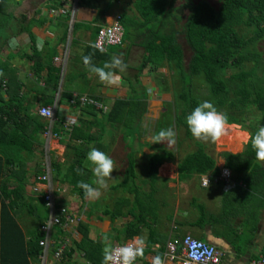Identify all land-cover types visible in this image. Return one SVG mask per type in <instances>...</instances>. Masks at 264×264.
I'll use <instances>...</instances> for the list:
<instances>
[{
  "label": "trees",
  "instance_id": "obj_1",
  "mask_svg": "<svg viewBox=\"0 0 264 264\" xmlns=\"http://www.w3.org/2000/svg\"><path fill=\"white\" fill-rule=\"evenodd\" d=\"M52 11L53 14L56 12L53 9ZM133 11L135 15H119L123 35L121 43L114 46L118 48L116 51L109 49L100 52L90 47L102 26L98 16L94 19L93 27L89 24L82 26L92 31L93 40L85 47L83 56L92 55L93 64L101 67L104 62L111 60L114 52L119 55L126 50L128 44L126 47L122 44L131 38L133 32H137L130 48L140 47L143 53L134 80L127 79L131 88L129 94L115 98L104 112L101 104L96 107L98 97L88 98L81 103V95H77L74 106L78 112V124H67L68 115L55 116L54 112L55 118L51 126L52 134H63L59 142L65 145L66 150L62 162H51L53 178L67 185L70 188L68 192L82 201L87 197L77 187V182L83 180L92 183L93 179L92 172L85 167L86 153L90 147L107 152L109 146L102 137L106 133L104 125L108 129L113 127L116 132L121 131V140L127 151L126 160L123 161L126 164V175L124 180L113 185L111 189L119 190L122 194L115 197L110 209H101L111 222L118 217H130L121 228L112 227L108 232L109 238H116L119 243L140 234L143 227H150L153 220L148 217H156V200L158 195L161 198L165 196L163 188L167 182V179L157 176V169L162 163L172 162L175 158L174 151L165 148L161 143L140 142L141 133L135 126H138L147 110L148 98L146 86L141 84L138 88L136 85L140 83L141 77L156 71L164 61L175 65L182 84L177 98L183 106L175 117V125H183L188 138L192 135L185 118L201 103L192 93L196 77L203 78L211 95L216 98L218 107L224 108L223 113L228 117V124H240L243 129L253 134L259 126H264V82L256 76V66L260 65L262 58L261 53L255 49V44L264 39V0H216V4L208 0H134ZM182 19V26L177 28V23ZM2 20L3 17L0 21ZM180 36H183L191 54L187 66L184 65V47L179 41ZM38 53L34 52L36 56H39ZM30 59L34 60L35 56H30ZM249 63L250 67H246ZM227 70H234L228 80L224 78ZM58 71V68H51L54 74ZM3 76L5 75L0 71V264H31L30 261L38 258L42 252L40 242L45 239L46 231L41 227L49 215L44 194L40 193L36 198L30 196L26 194L25 186L28 183L33 185L35 181L44 182L40 178L45 173L43 168L37 164L29 169L28 163L34 161L36 131L45 133L49 121L39 113L25 110L22 84L18 80L5 79ZM231 90L233 97L228 99ZM62 97L71 99L73 95L67 92ZM49 101L42 105L50 103ZM255 110L261 115L256 117V124H252L249 114ZM167 113H164L166 117L169 115ZM33 128L36 129L33 131ZM135 142L152 150L149 154H143L144 179L136 171V154L140 149L133 146ZM196 143L197 148L184 155L177 164L181 180L194 173L203 174L212 170L217 173L214 157L206 151L202 143ZM221 156L225 159L226 167L235 169L239 165L237 170L248 167L249 162L253 164L258 161L250 143L241 154L223 152ZM78 168L83 175L77 173ZM258 168L264 177V170L258 165H253L252 173ZM66 202L61 201L62 204ZM93 209L90 208L86 213L91 215ZM23 211L34 215L38 222L37 228L26 233L17 219ZM57 216L60 223L55 224L51 232L52 238L56 240L54 250L58 245L57 240L66 234L62 229L64 214L60 211ZM78 224V231L82 236L80 242L76 243L77 250L83 253L85 262L101 264L102 242L88 236L87 225L80 221ZM69 249L63 252L62 261L69 257L68 263L73 264L74 261L70 260L72 250L68 252Z\"/></svg>",
  "mask_w": 264,
  "mask_h": 264
},
{
  "label": "crops",
  "instance_id": "obj_2",
  "mask_svg": "<svg viewBox=\"0 0 264 264\" xmlns=\"http://www.w3.org/2000/svg\"><path fill=\"white\" fill-rule=\"evenodd\" d=\"M133 1L0 0V20L3 17V20L0 21L3 22L0 25V71L5 75L3 76L5 79L18 80L22 84L21 91L25 96V110L38 113L41 107L51 106L55 109V116L68 115L67 117L72 120L66 122L67 124H78L76 122L78 112L75 111L74 106L77 95H81L79 98L83 97L82 103L88 98L98 97L99 100L95 104L96 107L101 104L103 112L108 110L115 98L123 97L118 94L120 87L117 83L120 82L121 85V80H124L125 83L123 84H127V77L124 79V77L119 76V73H115L119 77L117 83L106 84L87 69V72H80L77 75L87 77L88 84L83 86L79 81L78 83L74 82L77 77L74 79L72 76V67L75 63L74 58L85 66L82 61L84 50L93 41L92 31L82 27L83 24H89L93 27L96 16L99 17V24L105 25L109 24V20L105 19L106 17L111 18L122 13L135 15ZM112 2L119 5V8H113V13L110 9ZM55 5H60V7H55ZM52 9L56 11L54 14L50 12ZM74 25L77 26L74 27ZM13 40H15L14 44L11 43ZM41 43L42 46L38 47V44ZM122 46L126 47V43L124 42ZM111 47L114 46H109L105 50L107 51ZM76 50L79 53H76ZM34 52H39V56H36ZM32 55L35 56L34 60L30 59ZM114 56L120 57L126 65V57H122L116 52H114ZM52 67L58 68L57 74L51 72ZM90 77L93 80L97 79V84H94ZM67 92L73 95L71 99L62 97ZM50 99L51 101H49ZM48 101L50 103L42 105ZM55 116L48 118V130L45 133L36 131L37 142L34 144L35 161L36 155L43 152L38 151L39 147L44 151H49L51 161L49 163L44 162L43 167L44 175L47 178L43 180L44 182L35 181L33 185L28 183L25 186V192L30 196L36 198V196L39 197L40 193L41 195L44 194L45 206L48 207L49 215H47V222L52 215L57 216L60 213L59 210L66 208V204H62L61 201L66 202L68 200V190L70 189L67 185L55 180L52 174L51 162H62L65 155L62 160H56L58 159L56 157H61L63 153H66L65 145L59 142L63 134L55 136L51 132ZM45 119L47 120V118ZM35 129L33 128V131ZM239 132L246 134L245 131ZM238 137L239 133L234 140V148L224 152L236 155L245 150L246 144L243 143L245 135L242 136L241 134V139ZM142 143L144 142L142 141ZM137 149L139 150V146ZM50 150L54 152H50ZM243 157L247 158L248 156ZM29 164L33 163H28V166ZM37 164L39 162H35V165ZM215 165L217 173L213 170L203 174L194 173L183 180L179 179L177 171L175 181H168V178L160 170H157V176L161 179H167V182L163 188L165 196L161 198L158 195L156 200V217L154 218L152 215L148 217L153 222L149 228L143 227L140 234L115 244L132 243L136 239H142L144 255L137 257L138 264H152V260L156 256L160 257L162 264H178L177 262H163V254L168 241L174 238H182L185 235H190L215 246L221 252V264H248L250 261L263 256L264 177L259 168L254 170V173L252 172L253 165H258L264 170V162L254 161L253 164L249 162L247 165L249 168L237 170L239 165L235 169L228 168L225 166V159L221 156L215 159ZM222 169H227L229 172V184L221 176ZM143 175L140 178L144 179L145 172ZM206 175L209 179L208 189L202 182ZM246 181L249 185L246 184ZM158 184H161V181ZM57 185L59 187L55 188ZM93 186L95 187V185ZM47 196L53 208L48 205ZM79 199L82 213L77 215L78 221L75 219L73 222L65 223L64 227L66 226L68 230H64L66 234L57 240L60 250L53 249L56 240L52 238L51 232L50 234L48 232L45 234V239L42 240L44 244H42L41 254L38 258L31 260V264H69V257L65 259L67 262L62 261L63 252L68 248H70L68 252L72 250L70 260L74 261L73 264H89L83 260V253L79 252L76 246L82 236L78 231L79 221L87 227L91 225L93 231H96L94 226L98 227V223H101V228L99 226V231H96L99 234V232H109L105 230L107 225H112V228L119 222V226L115 228H121L130 220V217H118L111 222L104 218L106 215L101 218L95 216L94 219V217L92 218L93 211L91 215L86 213L92 208L91 204L94 203V199H89V207L83 210L82 205L87 203V198L85 201ZM98 200L97 209L102 207V199ZM112 202L107 200V203L104 202L103 208L109 207ZM75 211L77 212V210ZM17 219L25 233L38 226L35 216L28 211L21 212ZM70 224H75V226L72 227L73 225ZM69 227L73 228L78 238L70 235ZM94 234L92 235L101 242L102 239L99 238V235ZM88 236L91 237L90 233Z\"/></svg>",
  "mask_w": 264,
  "mask_h": 264
},
{
  "label": "rangeland",
  "instance_id": "obj_3",
  "mask_svg": "<svg viewBox=\"0 0 264 264\" xmlns=\"http://www.w3.org/2000/svg\"><path fill=\"white\" fill-rule=\"evenodd\" d=\"M193 2H196L197 0H191ZM210 3L212 4H216V0H208ZM178 4V2H177ZM119 8V5H115L111 4V13H113V8ZM185 10V9H184ZM184 14H187L186 11H184ZM113 18V20L111 21V19ZM115 16L109 18L106 17V20H109L108 23L111 24L114 21ZM111 21V22H110ZM183 23V19L180 20V22L177 23V28H180L182 26ZM133 30V27H132ZM134 33V32H133ZM131 34V38L126 39L125 43L128 44L127 45V49L123 50L122 52H120L119 54H121L123 57L126 56L125 61H126V68L125 70L121 71L118 68L115 69H111V71L115 73H119V76H123L127 77V79L130 80H134L133 79V75L137 72L136 68L137 66L141 63V56H142V48L140 47H135L132 46L130 48V44L132 45L133 42L135 41V35ZM179 41L182 43V46L184 47V65L187 66V62L189 60L190 57V50L188 49V47L186 46V43L183 39V36L179 37ZM138 42V41H136ZM77 49V48H76ZM111 50L116 51L118 48L117 47H111ZM255 49H257V51H259L261 53V63L260 65L256 66V76L260 78L261 81L264 82V39L261 41H258L255 44ZM76 53H79L78 50H76ZM112 56H114V53L112 54ZM78 59V58H77ZM124 59V58H123ZM74 60V65L72 67V76L74 77V82L75 83H79L82 84L83 86L88 84V81H86V76L82 77V76H77L78 73L80 72H87V68L85 66H83L79 61H77L75 58ZM250 63L246 66V67H250ZM108 70V69H107ZM106 70V71H107ZM255 70V71H256ZM234 70H227V73L224 74V78L228 80V76L233 73ZM91 78V77H90ZM92 79V78H91ZM121 79V78H120ZM93 80V79H92ZM97 80V79H96ZM96 80L94 81V84H97ZM140 83L136 84L138 86V88L140 87L141 84H143V86L145 85V89H147V110L145 112V114L142 116L141 118V122L138 124V126L136 125L135 127H138L139 132L141 133V138H140V142H147L149 144H152V136L155 135L156 133H158L161 129H166L168 127H172L173 130L175 131V143L171 146H169L167 143H161L164 145L165 148L174 151L175 154V158L174 161L172 162H164L162 163V165L159 166V168L157 170H160V172L166 176L169 180H176L177 177V164L180 161V159L182 157H184V155H186L188 152H191L193 150H195L197 148V143L196 142H200L205 146L206 151L212 155L215 159L221 157V153H223L224 151L228 150V149H233L234 148V140L237 137V134L239 133V137L238 139H241L240 135L242 134L239 131H245L246 133H248V130L243 129L242 125L240 124H234V125H227V131L226 134L217 142L215 143H211V142H202V141H198L196 139H194L192 136L190 138L186 137L185 134V128L183 125H179L176 126L175 125V117L176 115L180 112V110L183 108L181 101L178 100L177 96L178 93L181 90V80L179 77V74L177 72V68L175 67V65L173 63H168L166 61H164L159 68L156 71L153 72H149L147 73L146 76L141 77L140 78ZM125 83V81L121 80V85L120 82L117 83V85H119V89H118V94H120V96H127L129 94L130 91V86H129V82H127V84H123ZM229 83V81H228ZM125 86H123V85ZM192 93L195 97L198 98V100L200 102L203 101H210L213 103V105L217 108L218 111L223 112L224 108L223 107H218V102L216 100L215 97H213L206 85V83L204 82L202 77H196L194 78L193 81V89H192ZM233 97L232 94V90L231 93L228 96V99ZM83 101V97H81V99ZM81 101V103H82ZM99 107V105H97ZM169 112V115H167V117L165 116V114ZM165 113V114H164ZM168 114V113H167ZM250 115V119L249 121L253 124H256V117H260V112L258 111H251ZM247 122V121H246ZM105 126V131L106 133L104 134L103 137V141H107L108 144V150L106 153H108V155L113 158L114 160V165L115 168L112 172V178L107 180V184L108 187L107 189H101V196L98 199H102V207L98 208V209H94L93 210V215L92 218L94 217V219L96 218L95 216H103L104 214L101 212V209H103V205L104 202L107 203V200L109 202H112L116 196L122 194L121 191L117 190L114 191L111 189V187L115 184H117L118 182L122 181L125 179V163H123L124 160H126V156H127V151L124 149L123 146V142L121 140V131L116 132L115 130H113V127H110V129H108L107 125ZM137 130V132H138ZM243 136V135H242ZM127 140L130 141L129 138H127ZM126 140V142H127ZM242 141V140H240ZM110 142V143H109ZM134 147H136V149L139 146V151L136 154V171L138 173V175L140 177H143L144 172H145V158L143 154H149L152 152V150H150V148L148 146H140V143L135 142V144H133ZM41 147L38 148V151H43L39 154L41 155H36V161L34 160L32 163L33 164H29L28 168L31 169V166H35V162H39V165L43 168L44 167V162L49 163L50 160V155L48 154L49 151H44L42 148L40 150ZM54 148V147H52ZM65 151V150H64ZM50 152H54L53 150H50ZM66 152V151H65ZM65 153H63V155H61V157L57 156L56 160H62L64 158ZM53 157L55 158V155H53ZM61 158V159H60ZM52 159V158H51ZM85 167L88 168V170L91 171V165L87 163V161L85 162ZM93 177V176H92ZM94 179V177H93ZM92 179V181H93ZM160 185V184H159ZM59 186L57 185L55 188H58ZM63 188V187H62ZM72 189V187H71ZM90 198L86 199L87 203H84L82 205V210L83 209H87L89 207L88 202ZM98 199H94V203L91 204L93 205V208H97L99 205V200ZM113 199V200H112ZM113 204V202H112ZM112 205L110 204L108 209H110ZM105 207V206H104ZM50 208H53V206L51 207L50 204ZM77 210V212L75 211ZM76 212V214H75ZM81 210H80V199L76 197V195H73L71 193H69L68 195V200L66 202V210L64 213V220L62 222V229L64 230H68V228L65 225L66 219L67 217L72 218L73 220H77V215L79 216L81 214ZM104 218L109 219L108 216H104ZM110 220V219H109ZM78 221V220H77ZM76 223V222H75ZM115 224V223H114ZM117 225L115 227L119 226V222L116 223ZM73 225L72 227L75 226V224H70ZM102 226L101 223H98V227ZM111 226L112 225H107L105 230L110 231L111 230ZM72 227H69V232L71 233L70 235L72 236H76V238H78L76 232L73 230ZM97 226H94V229L96 231H99V228ZM93 231L92 226L89 225L88 226V234L90 233L91 238L93 240H96V238L93 236L95 235L94 233H96L97 235H99V238L102 239L103 236L107 235L108 237H110L108 234V232H96ZM50 232H52V229H50ZM48 234V233H47ZM93 234V235H92ZM110 241L112 242V244L114 245L115 243L118 242V240L116 238H109ZM69 240V239H67ZM70 241V240H69ZM60 246L59 243L56 247V251H59Z\"/></svg>",
  "mask_w": 264,
  "mask_h": 264
},
{
  "label": "clouds",
  "instance_id": "obj_4",
  "mask_svg": "<svg viewBox=\"0 0 264 264\" xmlns=\"http://www.w3.org/2000/svg\"><path fill=\"white\" fill-rule=\"evenodd\" d=\"M51 14L53 11H50ZM117 16V15H116ZM115 16V17H116ZM15 43V40L11 41ZM38 44V47H41ZM90 47L104 52L105 49L99 43L91 44ZM83 64L89 72L98 76L99 80L106 84H115L119 77L111 69L119 68L125 70L122 59L113 56L110 61L104 62L103 66H97L92 62V55L82 57ZM106 69H108L106 71ZM42 114L52 117L50 109H43ZM186 125L192 137L198 141L215 143L219 141L227 131L228 117L225 113L220 112L210 101H203L196 106L185 118ZM175 131L172 127L161 129L152 136L153 143H167L169 146L175 143ZM244 144L251 145L255 152V158L264 162V126H259L255 133L248 132L245 134ZM235 155V154H234ZM86 161L91 165L92 183L83 180L77 182V187L83 190L85 196L90 199H98L101 196V189H107V180L112 178V172L115 168L114 160L105 152L90 147L86 153ZM77 173L83 175L81 169H76ZM204 186L208 189L209 179L207 175L203 178ZM95 185V187L93 186ZM102 261L101 264H134L137 257L144 255L143 240L136 239L132 243L114 246L107 235L102 237ZM198 258V257H197ZM152 264H162L159 256L152 260Z\"/></svg>",
  "mask_w": 264,
  "mask_h": 264
},
{
  "label": "built area",
  "instance_id": "obj_5",
  "mask_svg": "<svg viewBox=\"0 0 264 264\" xmlns=\"http://www.w3.org/2000/svg\"><path fill=\"white\" fill-rule=\"evenodd\" d=\"M122 35L123 28L120 23V16L117 15L111 24L102 25L98 29L94 44L99 43L104 49H106L109 46L120 44ZM43 109H50L53 117L55 112L54 108H52L51 106H44L38 110L40 116L48 119L52 117L42 114ZM71 120L72 119L70 117L67 118V122ZM221 176L224 178L226 183H228V181L230 180V175L227 169L221 170ZM40 178L46 179L47 177L42 176ZM46 199L48 200V205H50L51 202L49 201V197L47 196ZM65 210L66 208H62L60 210L61 214H64ZM73 221L74 220L72 218L67 217L65 223L67 224ZM59 223V217L52 215L49 219V222L46 221L41 228L45 230L46 233H48L52 225ZM40 244H44V242L42 241L40 242ZM125 244H114V246ZM163 257V262H177L178 264H221V252L215 246L202 240L193 238L190 235H185L182 238H174L168 241ZM134 264H138L137 259L134 261ZM248 264H264V255L256 260L250 261Z\"/></svg>",
  "mask_w": 264,
  "mask_h": 264
}]
</instances>
